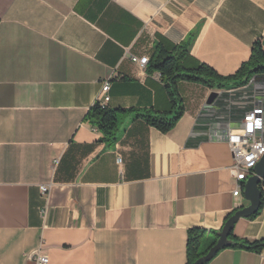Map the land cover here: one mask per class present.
<instances>
[{"label":"crops","instance_id":"1","mask_svg":"<svg viewBox=\"0 0 264 264\" xmlns=\"http://www.w3.org/2000/svg\"><path fill=\"white\" fill-rule=\"evenodd\" d=\"M191 36L188 67L234 74L264 48V0H0V264H34L38 250L48 264H187L189 229L221 230L250 204L233 195L229 143L210 133L251 108L248 86L182 81L173 129L126 113L112 146L85 120L107 80L109 108L170 111L160 73L132 56ZM233 233L263 239L264 207ZM208 264H264V249Z\"/></svg>","mask_w":264,"mask_h":264},{"label":"trees","instance_id":"2","mask_svg":"<svg viewBox=\"0 0 264 264\" xmlns=\"http://www.w3.org/2000/svg\"><path fill=\"white\" fill-rule=\"evenodd\" d=\"M194 36L187 41L173 44H159L151 55L147 70L160 73L162 81L165 83L171 102V110L168 112H157L153 109L139 108H109L101 101L95 102L86 114L85 120L101 132V139L114 145L118 140V131L121 124L122 115L135 113L138 118H142L149 125L166 133L173 129L185 113V103L179 91V83L188 81L204 85L210 89H234L249 85L253 77L257 76L264 80V48L256 42L252 49V54L247 62H244L237 72L225 76L220 74L210 65L200 62L194 67H188L185 62L189 57L190 48ZM264 181L260 184L263 197L260 209L249 218L259 215L264 207ZM229 214L226 221L232 216ZM219 230L207 231L202 228H191L187 238V264H194L200 257L206 255L218 240ZM229 238L233 244L228 247L242 248L254 252H261L264 249V238L250 241L234 235L233 231ZM227 248V247H226ZM209 262L205 263L208 264Z\"/></svg>","mask_w":264,"mask_h":264},{"label":"built area","instance_id":"3","mask_svg":"<svg viewBox=\"0 0 264 264\" xmlns=\"http://www.w3.org/2000/svg\"><path fill=\"white\" fill-rule=\"evenodd\" d=\"M149 60L150 57L147 55L142 57L132 56V61L141 64L143 67L149 63ZM253 81H255V78L252 79V82ZM254 85L257 89L263 86L261 82H257ZM110 88V81H105L99 97V101L104 105H106L110 99ZM210 131L215 137L229 143L233 156L230 170L235 178L233 195H242L244 183L254 174L255 166L264 155V99L256 97L252 102L251 108H249L238 121H211ZM117 162L122 171V156H118ZM49 189V186L41 185L43 193H48ZM30 259L34 261V264L49 263L48 256L44 255L41 250L33 253Z\"/></svg>","mask_w":264,"mask_h":264},{"label":"water","instance_id":"4","mask_svg":"<svg viewBox=\"0 0 264 264\" xmlns=\"http://www.w3.org/2000/svg\"><path fill=\"white\" fill-rule=\"evenodd\" d=\"M219 92L213 90L207 100V104L211 105L218 98ZM264 181V155L254 168V174H252L244 183L243 194L245 198L250 202L248 206L239 208L232 214V216L225 222L223 228L218 231V240L214 246L211 247L206 255L200 257L194 264H205L211 261L222 249L233 244V240L229 238L230 233L233 231L235 224L240 218L250 217L258 212L261 206L263 191L260 188V184Z\"/></svg>","mask_w":264,"mask_h":264},{"label":"rangeland","instance_id":"5","mask_svg":"<svg viewBox=\"0 0 264 264\" xmlns=\"http://www.w3.org/2000/svg\"><path fill=\"white\" fill-rule=\"evenodd\" d=\"M255 78V81L252 82V80L250 81L249 85L248 86V89H250V91L247 93V95H249L250 97L254 98V97H261L264 99V80L263 79H260L259 77L255 76L253 77L252 79ZM257 82H261L263 84V86L260 88V89H257L255 87V83ZM250 101V100H249Z\"/></svg>","mask_w":264,"mask_h":264}]
</instances>
